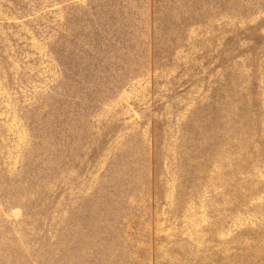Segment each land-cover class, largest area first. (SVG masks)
Masks as SVG:
<instances>
[{"label": "rangeland", "instance_id": "rangeland-1", "mask_svg": "<svg viewBox=\"0 0 264 264\" xmlns=\"http://www.w3.org/2000/svg\"><path fill=\"white\" fill-rule=\"evenodd\" d=\"M0 264H264V0H0Z\"/></svg>", "mask_w": 264, "mask_h": 264}]
</instances>
